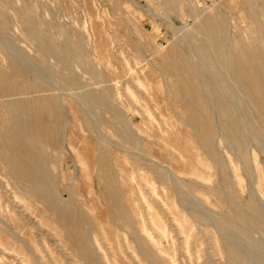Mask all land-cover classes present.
Segmentation results:
<instances>
[{
    "label": "rangeland",
    "instance_id": "rangeland-1",
    "mask_svg": "<svg viewBox=\"0 0 264 264\" xmlns=\"http://www.w3.org/2000/svg\"><path fill=\"white\" fill-rule=\"evenodd\" d=\"M231 1L232 0H0V81L6 85H8V83L11 84L16 81L23 82L25 83V85H30L32 81H36L42 89L44 88L43 92L45 94V91L47 90V95L49 94V96L51 97H57L58 95L62 97V101H60L61 105H63V108L65 109V116L63 120L61 119V122H65L63 125L65 126V130L67 129L66 132L71 129L73 124L75 133L79 136L77 138L79 146L84 152L92 150L94 146L95 148H99V143L95 141L90 142L86 137H84V140L83 136L79 135L80 130L77 126H75L76 120L74 118V114L70 113L68 110V106L64 104L63 97H67L68 99L71 98L70 100L74 101L73 103L75 107L80 112L79 113L77 111L80 115L78 113V115H75L79 118L78 123L83 129V132H85L92 138L94 137V140L99 139L97 141L102 143L103 147H109L110 143L112 148H115L114 150H116L117 146L118 150L123 152V156L127 157L124 163H126L128 160L130 162V168L136 173V177L134 179H131L127 173L122 171V167L117 165V167L121 169V173L123 174L122 177L125 181L123 191L125 193V199H127L128 202H126V204H128L127 206H130L132 210L134 209L135 217L138 218L139 221L141 219L140 223L145 225V229L147 231L146 235L148 238L151 237L148 239V241L151 245L150 247H152V253L155 255V257H163L164 259L162 258V260L164 261V264H229L230 259H228L229 256L227 254V248H231L233 249V251L235 249V251H237L234 252V254H237L236 256L241 260L242 264H264V222L259 223L260 226L257 225L258 227L255 223H250L249 221H247V224L245 222L240 223L241 225L238 222L222 223L221 218L226 217L229 209L228 205L225 202V199L214 198L215 201L213 200L214 202L212 203L204 202L205 200L202 197L198 196L196 193L195 195L193 193L192 196V192L185 194V197L180 191H178L179 193H175L176 202L171 201L170 206L166 205L165 208L162 202H159V200H157L158 198H155L148 193V190L151 188V186L146 182L143 175L139 173L141 171L139 170L138 165L134 162H131V159L128 158V156L133 155H141L140 158H142V154H144V151L142 149H138L137 146L133 147L125 143V140H128L131 136L134 137V139L137 138V140L138 138L141 140L144 138L146 139L147 136L151 134L150 132L152 130L154 131V128L156 131V128L159 127H162L161 129H163L167 135H172L175 131H181L182 134L186 136H189V134L192 135L191 127L185 120L187 116L186 110L174 97V92L168 88L167 83L173 84V79H171V77H167L166 73L164 72L165 68L167 67L168 60L164 59L165 56L166 58L170 56L174 57V53H176L179 55L183 54L181 55L182 60H188L189 64L191 66L194 65L193 67L197 68L200 73L203 74L206 71L204 73V76L202 74L200 75L204 77L203 79L206 80V83L209 81L206 86H212L211 88H204V95L206 97L208 96V99H210V107L212 108L214 105V107L210 109V111L213 114L211 117H213L215 120L214 122H216L215 126L217 129V149H222V151L219 150V152H222L225 162H228V158L230 157H237L236 155L238 152L235 146L232 148V146L234 145V141L228 136L226 132H223L224 129L223 127H221L222 122L220 121L222 120L219 115L220 113L217 112L219 105H217V102L219 100H222L224 96L225 100H222L224 103L228 100L233 102V91L231 90L229 92L227 88L226 90H224V79H219L220 74L218 73V69H216V66L212 63V58H214V56L210 55L216 54L214 59H217V52L215 51V49L218 44V39L211 38L208 33H205L207 32V30L201 27L204 25L206 26L207 23H212L215 24V26H218L219 24L217 25V23H220L219 20L224 18L226 23H228V27L226 26L225 28V34H223L222 36L225 37L226 42H229L232 39V41H236L241 37H244V39H248L249 33L247 30H245V27H248L247 24H249V21H244L242 18H239V16L241 17L244 14L242 8L243 6L239 7L240 5H242V2L240 1L239 3L241 4H239L237 2L239 0H234L235 2L231 4ZM239 8L242 10V12L239 10ZM121 17L123 19H121ZM235 20L238 21L237 25L235 24ZM245 22L247 23L245 24ZM238 23L241 24L239 27L242 28V31H247H244L245 34L242 33V31L240 33V31L238 30ZM119 24L120 26L117 27ZM242 24L246 26H243ZM129 25L131 26L129 27ZM124 29L127 31H125ZM237 30L240 34H238ZM97 31L99 33H96ZM120 31L121 33L123 31L127 33L124 32L121 34ZM97 34L100 35V38ZM97 39H101V43ZM202 42L210 47L212 46L210 52L206 51L203 48L204 44H202ZM97 44H99V47L96 46ZM199 44H202V46ZM97 48L99 49L97 50ZM101 48L108 49L106 52H109L110 50L109 53L112 54H107L108 59L111 56V58L109 59L110 67L108 68H106V64H104L106 66L102 65L103 63L100 61V59H98L99 50H101ZM226 49H228V47L225 48V51H227ZM133 51H135V53ZM167 51H169V53H167ZM179 52L182 53L180 54ZM205 54H207V56ZM98 61L101 62V64ZM123 61H126L125 63L127 66L124 63H121ZM144 67L145 69H143ZM109 72L111 75L108 74ZM145 72L149 74L147 75V77ZM143 80H147L148 82L146 83ZM136 81L138 82L136 83ZM216 82H218V84L220 83V85L217 87V90L222 88L219 91L222 92L221 90H224L225 92L223 91V94L226 95H222V93L220 94V92L217 93L218 91H215ZM159 83L162 87V89H160L161 87H159L160 90L157 87V84ZM221 83L223 84V86H221ZM139 85L146 88L142 87L143 90H141L140 88H138L141 87ZM126 86L128 92L123 91L126 89ZM128 87L132 90H128ZM156 88L158 91H156ZM207 89L209 91H206ZM109 90H111V92ZM36 92V88H30L28 96L37 97L39 92L35 94ZM101 92L104 93L106 97L104 96V98L102 99V103H100L99 105L97 102L98 97L102 95ZM107 93H110L109 95L111 96L107 95ZM114 93H118L120 100L123 98L121 103L125 101L124 103L128 104L129 102L127 106L132 110V117L134 118V120H131V122L127 116L126 118L124 117V114L122 115V106L124 107V105H120V102H117L118 100L115 102V100L112 99L113 97H115ZM211 93H213L214 95H212ZM210 94L211 98H209ZM219 94L222 97L221 99ZM128 95H130L131 97H128ZM227 95L232 98L229 99ZM84 96L86 100L84 99ZM107 97L112 99V101L109 98L107 99ZM94 98L96 99V102H94ZM6 99H8V97H6ZM158 99H160V101ZM90 100L93 101L91 102ZM201 101L202 98L200 102ZM214 101L216 103H214ZM239 102L240 103H238L237 100V104L240 107L235 106V108L237 107L239 109L238 112L240 116H243L244 118L245 113V117H247L248 114H246V110L244 108H241L244 107V103L240 100ZM3 104L5 105V100L3 98H0V110L3 109ZM113 105H115V107ZM215 105L217 106V108ZM118 106H120V108ZM146 107L154 111L156 115L155 117H153L154 120H156L155 124L148 125L145 123L147 120L142 112L145 111ZM115 109L119 113H117ZM242 109L245 111L242 112ZM3 113L6 115L5 111H3ZM142 116H144V118H142ZM143 120L145 121L142 125L143 133H139L137 131L138 129L136 122H141ZM127 121L130 122V125ZM123 126H125L124 129ZM247 126L249 127V124ZM247 126L246 128L244 127V132L247 137H249L251 135L250 133H253L250 132L249 129L252 125L249 128ZM220 127L222 130L219 129ZM131 128H133L134 131H132ZM252 128H254V126H252ZM246 129L249 130L247 131ZM153 131L152 133H155V131ZM218 131L219 133L220 131L223 132V135L225 134L224 136L229 137L230 140H228V138L226 139V137H224L225 140L221 138L223 137V135L222 133L218 134ZM248 133L250 135H248ZM253 136L254 133L250 137ZM110 137H112L116 142L113 140L111 141L112 138L110 139ZM106 141L107 143H109L107 144ZM147 141H149V139ZM219 141H221V147L218 146ZM228 141L229 143L231 141L232 146L230 145L231 143H228ZM254 144L253 142H250L249 150L251 154H253V170L257 172V176L260 180L258 187L264 194V150L259 149L257 145ZM81 145H83L85 148H82ZM254 148L256 152H253ZM44 151L43 154L41 153V156L43 155L42 158L46 163V168L49 167L47 170H51L49 172L52 174H59V177L56 174H53L56 180L54 185L56 194L62 200L71 201L76 206L78 205L77 207L75 205L74 206L76 208L79 207V214H81L80 216L82 217H84V214L86 217H88L87 215L89 213L94 212L93 214H95V222L94 220L86 218V221L83 225L84 228L82 227V231L83 229H87L89 230V233L92 235V237L94 233L96 239L98 238L97 243H99L97 245L98 247H96V250L101 249L100 252L98 250L99 254L102 250L104 251H102V259L104 258L105 261L108 260L107 264H153L152 258L147 255L148 252H145L141 249L139 241L136 238V234L134 235L133 231L130 229L131 227L128 228L129 226H126L127 223L125 222V220L122 219V222L120 217L117 216L116 207H114L116 206L115 199L104 190L106 188L104 182L105 177L101 175L98 177L97 175L95 176L93 174V179H89L86 176L82 178V176H80L81 171L79 170V164H81V162L76 160V156L66 145V143H64L63 148L58 149L55 148V146H53L52 144H48L45 146ZM197 151L201 152L199 148L197 149ZM145 157L147 158L146 154L143 158L146 159ZM188 159L190 160H188L187 169L184 170L182 168L183 164H179V167H181V171H183V173L181 174V180H186L188 176L187 173L189 171H192V168H194V166L197 168L196 171H198L197 176L200 177L201 174H203V165L192 157ZM96 160L97 157L95 158L94 165L90 162L93 161L92 158L90 159V161H86L85 163L88 169H91V166H95L93 168L95 174L98 173V166H100V163ZM208 164L210 165V167H212V172L215 173V170L217 169L212 166L213 163L209 161ZM192 165L194 166L192 167ZM117 167L115 168L119 170ZM7 168L9 167L2 162L0 157V211L5 215L4 217L6 219H8L10 216H12V218L14 217L16 223L21 226V232H12L15 233L12 234L8 232L7 229H4L5 227H0V264H44L45 261V264H85L81 259V252H77V250H71L67 244L70 238L69 233L76 230L75 226H72L71 224V227L69 228L64 227L61 222L57 221L54 218V215L51 212H43L44 205L36 201H34L35 205H33L34 209H32L33 214H19L18 209L16 208V203H12V191L7 189V182H12V170L10 168ZM148 174L152 175L149 171ZM218 174L220 173L217 171L216 175ZM216 175H213L211 177V180L208 179V177H206V179L211 184L213 182L217 183L219 181H222V174H220V177L219 175ZM252 181V176H250V174H246L243 179L244 190L242 191V193L239 191L237 194L238 202L244 206L247 205L249 197L252 194L253 189L255 188V184L253 185ZM75 183H79V196H76L75 194ZM159 187L162 195L161 197H167L162 187ZM92 188H95L94 196L91 194ZM167 189L171 191V188ZM138 193H140L142 195L141 197L144 198H141ZM182 196L185 199L187 198L185 201H187L188 203L182 200ZM199 197L202 200L199 199ZM197 198L198 200L202 201H200L201 204L199 203ZM142 199H144V205L141 202L143 201ZM148 202H152L151 204L154 205L153 208L148 209ZM185 203L187 204V206ZM202 203H207L206 205L208 206H206L205 204L202 205ZM95 204L97 205L96 210L94 208L96 206ZM145 204L147 206V209L145 207ZM171 205L175 206L174 208H177L180 213H184V217L181 222L176 218V213H171L175 210ZM134 207H136V211ZM184 208H187L188 211ZM163 209L165 210V212L163 211ZM110 210H113L115 213H112L113 211ZM166 211L168 212L166 213ZM153 212H155L156 216L153 215ZM111 214H116L118 218L114 217L113 215V217H110ZM195 214L198 216V218ZM138 216L140 217V219ZM97 217L100 220L98 222H96L98 220ZM152 217H154V219ZM155 217L159 218L156 219ZM150 220L154 223H152ZM188 221H190V224H188ZM103 222L105 223L104 226ZM156 223L159 224L157 225ZM183 223L185 225L188 224V226H186L185 228L181 227L183 226L181 225ZM160 225L162 226V228L164 227L163 231ZM96 226L98 228L97 230L95 229ZM11 227L13 228L11 230L16 231L15 226L11 225ZM160 228L162 232L160 231ZM177 228L179 230L183 228V232H185V234L181 233L182 229L178 231ZM94 230L95 232H93ZM158 230L161 233L158 232ZM190 231L194 233L190 235ZM4 232L6 234H4ZM152 237L154 238V243L152 242ZM121 238H123L124 242ZM186 239L188 240L187 242H185ZM126 240L129 243L126 242ZM7 241L8 243H6ZM220 245L223 248H221ZM109 247L111 248V251L109 250ZM139 249L141 250V252ZM218 249H221L222 252ZM10 250L12 251V253ZM144 252L146 254H144ZM101 255L99 256L101 257ZM146 256L148 257L146 258ZM171 256L174 257L171 258ZM49 259L51 262L49 261ZM110 259L114 262H112ZM127 261L129 262L127 263Z\"/></svg>",
    "mask_w": 264,
    "mask_h": 264
},
{
    "label": "bare ground",
    "instance_id": "bare-ground-1",
    "mask_svg": "<svg viewBox=\"0 0 264 264\" xmlns=\"http://www.w3.org/2000/svg\"><path fill=\"white\" fill-rule=\"evenodd\" d=\"M240 1L242 2V5H240L239 7L243 6L242 8H243L244 14L242 15L243 17L242 16L240 17L239 15L238 16L240 19L242 18L244 21H249V24H247L248 27H245V30H247L249 33L248 39H244V37L243 38L241 37V38H238L237 40L235 39L236 41H232L233 39L230 40V38H229L230 41L226 42L225 37H222V36H223V34H225L224 33L225 28H226L228 23H226L224 18L223 19L218 18V19H220L219 20L220 23H217V25L219 24L218 26H215V24H212V23H207L206 26L203 24L205 27L201 26V27H203V29L205 28L207 30V32H205V33L206 34L208 33V35H210L211 38L218 39V44L216 46V49L214 48L215 51L217 52V59H214L216 54L215 55L209 54V55L214 56V58H212V60H213L212 63H213V65L216 66V69H218V73L220 74V77L218 76L219 79H221V78L224 79V80L223 79L222 80L224 81L223 83H225V86H223L222 83H221V86H223V88L225 87L224 90H226V88H227V90H229V92L231 90L233 91V95H234L233 96L234 97L233 102L228 100V101H225V103H224L222 100L223 99L225 100V96L222 100H219L218 102L216 100L215 101L217 102V105L219 104L217 112L220 113L219 115H220V118L222 120V121H220V122H222L221 127H223V129H224L223 132H226L228 134V136L230 138H232V140L234 141L233 146H232L231 141H230L231 144L229 143V141H228V143L232 146V148L235 146V148L238 152L236 155L237 157L236 158L230 157V158H228V162H225V159H224L223 154L221 152L222 149H219V150H221L220 151L221 153L217 149V145H216L217 129L215 126L216 122H214L215 121L214 118L211 117L213 114L210 111V109H212L214 107V105L211 108L210 107V99H208V96L206 97L204 95V92H205L204 88L210 87V85L206 86V84L209 81L206 83V80L203 79L204 77H202V75L204 76V73L206 71L202 74L198 71L197 68L193 67L194 66L193 64H192L193 66H191L189 64L188 60H182V57H181V55H183V54H181L182 52L181 53L179 52L181 55L174 53L175 54L174 57L170 56V57L166 58V56H165L164 59H168V60H167V67L165 68L164 72L166 73L167 77H171V79H173V84H171L170 82H169L170 84L167 83L168 88L174 92V97L179 101L180 105L182 107H184V109L186 110L187 116H186L185 120L188 123V125L191 127L192 135L189 134V136H186V135L182 134L181 131H175L174 134L167 135L166 132L163 129H161L162 127L161 128L159 127V128H156V131L154 128L155 133H152V131H153L152 130L150 132L151 134H149L147 136L149 141H147L148 140L147 138L146 139L144 138L142 140L138 138V140H137V138L134 139V137L129 136L130 138L128 140L126 139L125 143L129 144L133 147L137 146L138 149H140V150L142 149L144 151V154H142V158H140L141 155H133V154H131L133 156H128V158L131 159V162H134L138 165V168L141 171L139 173L143 175L146 182L151 186V188L148 190V193L151 196L158 198L157 200H159V202H162L164 207L166 205L170 206L171 201L176 202L175 201V193H179L178 191H180L184 196H185V194H187L189 192H192V196H193V193H194V195L196 193L198 196L202 197L205 200L204 202H210V203L215 201L214 198L215 199L216 198H223V199H225V202L228 205L229 209H228V212L226 214V217L221 218L222 223H230V222H236L237 223L238 222L240 224V223L245 222L247 224V221H249L250 223H255L256 226L257 225L260 226L259 223L264 222V194L260 191V189L258 187L260 180L257 176V172H255L253 170V154H251L249 147H250V142H253V144L256 143L254 145H257V147L259 149L264 150V0H239L237 2L239 3ZM234 2L235 1L232 0L231 4ZM239 4H241V3H239ZM239 10L242 12V10L240 8H239ZM113 18H115V17H113ZM216 18H217V16H216ZM121 19H123V18L121 17ZM235 21H236L235 24L237 25L238 21L237 20H235ZM113 22H114V20H113ZM131 23H133V22H131ZM246 23L247 22H245V24ZM120 24H122V23H120ZM120 24L117 27H119ZM122 25H124V24H122ZM131 25H129V27ZM240 25L241 24L238 25V30L241 33L242 28L239 27ZM242 25L246 26L244 24H242ZM239 28H241V29H239ZM97 30H99V29H97ZM238 30H237V32H238ZM125 31H127V30H125ZM125 31H123L122 33H124ZM244 31H242V33H244ZM247 31H245V32H247ZM101 32H100V34H101ZM96 33H99V32L97 31ZM120 33H121V31H120ZM125 33H127V32H125ZM130 33H132V32H130ZM240 33L238 32V34H240ZM97 35H99V34H97ZM247 35H246V37H247ZM101 36H102V34H101ZM99 38H100V35H99ZM208 39H210V38H208ZM98 41L100 42L101 39ZM105 41H107V40H105ZM202 44H204V43L202 42ZM202 44H199V45L202 46ZM102 45H103V43H102ZM108 45H110V44H108ZM209 45H211V44H209ZM96 46L99 47V44H97ZM100 46H101V44H100ZM211 47L204 44L203 48L206 51L210 52L211 51L210 49H212ZM226 47H228V49H226L227 51H225ZM106 48L105 49L101 48V50H99L98 59H100V61L103 63L102 65L106 64L107 66L106 65H104V66H106V68H108V67H110L109 59L111 58V56L108 59V55L110 54L109 53L110 50H109V52H106L108 50ZM98 49L99 48H97V50ZM109 49H110V47H109ZM205 50H203V51H205ZM63 51H65V50H63ZM169 51H167V53H169ZM174 51H175V49H174ZM215 51H214V53H215ZM133 52L135 53V51H133ZM110 55H112V54H110ZM165 55H167V54H165ZM171 55H172V52H171ZM205 55L207 56V54H205ZM122 58H120V59H122ZM125 59H123V60H125ZM163 61H166V60H163ZM101 62H99V63L101 64ZM125 62L123 61L121 63H124L126 65ZM165 65H166V63H165ZM210 65H211V63H210ZM146 67H147V65H146ZM143 69H145V67ZM112 70H113V68H112ZM112 70H111V72H112ZM149 72H150V68H149ZM218 73H217V75H218ZM108 74H110V72ZM145 74H146V77H147V75H149L146 72H145ZM200 74H202V75H200ZM65 76H67V75H65ZM209 77H210V75H209ZM137 82L138 81H136V83ZM144 82L147 83L148 81L146 80ZM215 84H214L216 87L215 91L216 92L218 91L217 93H219L220 92L219 90L222 89V88H220L219 90H217V87L220 85V83L218 84V82H216ZM157 85H158L157 87L159 89V87H161L160 83ZM139 86H141V85H139ZM142 87L143 86L138 87V88H140L141 90H143V88H146V87H143V88ZM30 88H36L37 89V92H39L37 97H29L28 96V92H29ZM125 88H124L125 90H123L124 92L127 91V86ZM135 88H136V86H135ZM43 89L41 88V86H39V84L36 81H32L30 85H25V83L19 82V81H16V82L11 83V84L8 83V85H6L0 81V98H3L5 100V105L3 104V109L0 110V115L2 116V117L0 116V157H1L2 162L12 170L11 171L12 182L11 183L9 182L10 184L7 182V189L12 191V195H13V199L11 198L13 200L12 203H16V208L18 209L19 214L20 213H26V214L31 215V214H33L32 209H34L33 205H35L34 201L42 203L44 205L43 206V208H44L43 212H51L54 215V218L57 221L61 222V224L64 227L69 228V227H71L70 226L71 224H72V226L76 227V230L74 232L71 231V233H69L70 238H69L67 244L71 250H77V252H79V251L81 252V259L85 264H107L108 260L105 261L104 258L102 259V256H103L102 251L103 250L101 251L102 255H101V253L100 254L98 253L99 249L96 250V247H98L97 245L99 243V242L97 243L98 238L96 239L94 233H93V237H92V235L89 233V230H87V229H85V230L83 229V231H82V227L86 221V218L87 219L89 218L90 220H94V222H95V214H93L94 212L89 213V214L86 213V214H88L87 215L88 217H86L85 214H84V217H82V216H80L81 214H79V210H78L79 207L76 208L78 205L76 206L71 201L62 200L56 194V192L54 190V185H55L56 180H55V177L53 174L57 175V173L52 174L49 172L51 170H47L49 167L46 168L47 167L46 163L42 158L43 155L41 156V153L43 154V151H44V148L46 145L52 144L53 146H55V148L58 149V148H63L64 143H66V145L71 149V151L76 156V160L81 162V164H79L80 165L79 170L81 171L80 176H82V178H84L86 176L89 179H93V177H92L93 174L95 176L97 175L98 177L100 175L105 177L104 182H105L106 188L105 189L102 188V189H104L106 192H108V194H110L112 197H114L115 204H116V206H114V207H116L117 216L120 217L121 221L123 219V220H125V222L127 224H129V225L126 224V226L127 227L129 226L128 228L131 227L130 229L133 231L134 235L136 234V238L139 241V245H140L141 249L144 250L145 252H148L147 255H149L150 258H152V260H153L152 263L153 264H164V261L162 260L163 257L162 258H158V256L155 257V255L152 253L153 250H152V247H150L151 245L148 241V239L151 237H149V238L147 237V235H146L147 231L145 229V225L140 223V221H141L140 217L138 216L140 219V221H139L138 218L135 217L134 209L132 210L130 208V206L128 207L127 206L128 204H126L127 199H125L126 197H125V193L123 191V188L125 186V181L122 177L123 174L121 172L124 171L125 173H127L131 179H134L136 177L135 176L136 173L130 168V162L127 160V162L124 163L127 157L123 156V152L118 150L117 146H116V150H114L115 148L113 149L111 144L108 142L110 146L108 145L109 147H103L102 143L97 141L99 139L94 140V137L92 138L91 136H89L88 134L83 132V129L80 127V124L78 123L79 118L75 115L79 111L75 107V105L73 103L74 101L70 100L71 98L68 99L67 97H63L64 98V104H66L68 106L69 112L74 114V118L76 120L75 126H77L80 130L79 135H82L83 138L86 137L87 140L90 142L95 141V142L99 143V146H100L99 148H95V146H94L92 148V150H90L88 152H84L79 146V142L77 140V138L79 136L75 133V130L73 128L74 125L72 124L71 129L68 132H66L67 129L65 130V126L63 125L65 122L64 121H63L64 123L61 122V119L63 120L64 116H65L64 115L65 109L63 108V105H61V101H62L61 98L62 97H60L58 94H57L58 95L57 97H51V96H49V94L47 95V90L45 91L46 92V94H45L43 92ZM160 89H162V87ZM111 90H109V91L111 92ZM128 90H132V89H129V87H128ZM224 90H221L222 92H220V94L222 93V95H226V94H223ZM105 91H102V92H105ZM156 91H158L157 88H156ZM206 91H209V90L207 89ZM37 92L35 94H37ZM42 92H43V94H42ZM146 92H147V89H146ZM216 92H215V95H216ZM48 93H49V91H48ZM168 93H170V92H168ZM90 94H92V93H90ZM109 94L107 93V95H109ZM144 94H146V93H144ZM211 94L214 95L213 93H211ZM211 94H210L209 98H211ZM220 94H219V96H220ZM130 95H128V97H131ZM132 95H133V93H132ZM104 96H105L104 93H102V95L98 97L97 103L99 105H100V103H102V101H103L102 99L104 98ZM109 96H111V95H109ZM114 96L115 97L112 96L113 97L112 99H114L115 102L118 100L117 102L118 103L120 102L119 103L120 105H124V107L122 106V110H123L122 115L124 114V117L127 116L128 119L130 120V122H131V120H134V118L132 117L133 116L132 110L127 106L129 104V102L127 101L128 104L124 103L125 101L123 103H121L123 98L120 100L118 93H116ZM142 96H144V95H142ZM152 96H153V94H152ZM6 97H8V99H6ZM93 97H94V95H93ZM200 97L202 98L201 102H200V100H201ZM95 98H94V100H95L94 102H96V99H97V98L96 99ZM108 98L109 97H107V99ZM221 98L222 97L220 96V99ZM228 98L230 99L232 97L228 96ZM228 98H226V99H228ZM84 99L86 100L85 96H84ZM112 99H110V100L112 101ZM158 100L160 101V99H158ZM237 100H238V103H240L239 100L244 103V107H241V108H244L246 111L243 109L241 111L247 112L246 113V114H248L247 117H245V113H244V118H243V116H240V114L238 112L239 109L237 108L239 106L237 104ZM215 101H214V103H216ZM103 104H105V103H103ZM112 104H113V102H112ZM113 106L115 107V105H113ZM235 106H237L236 107L237 110H236ZM118 107L120 108V106H118ZM216 108H217V106H216ZM3 111L6 112V115L3 113ZM116 112H117V110H116ZM117 113H119V112H117ZM137 113H138V111H137ZM114 114H115V112H114ZM142 114H144L147 121L145 122L143 120L141 122H139V121L136 122L137 123V129H138L137 131L139 133H143L142 125L144 124V122L148 125H152V124H155V121H156L153 118L156 116L154 111L148 109L147 107H146L145 111L142 112ZM214 114H215V112H214ZM116 115H119V114H116ZM136 115H138V114H136ZM144 116H142V118H144ZM157 116H158V114H157ZM164 120H166V119H164ZM127 122H128V124L130 123L129 121H127ZM126 124H125V126H126ZM157 124H158V122H157ZM248 124H249V127L252 125V126H254V128H252V126H251V128H252V130H251V128H249L247 126ZM66 125H67V123H66ZM125 126H123V129ZM246 126L250 129V132L254 133L253 137H250L253 135V133H250L251 135L248 133V135H250L249 137H247V135L245 134L244 127L246 128ZM221 127L219 128L220 130H222ZM183 128H186V127H183ZM131 129H132V131H134L133 128H131ZM249 129H246V130L248 131ZM121 131H122V128H121ZM223 132L220 131V133H222V135H223ZM120 133H122V132H120ZM220 133L218 131V134H220ZM222 135H220V136H222ZM224 135L221 138L224 139V137H226ZM98 137H100V136H98ZM229 137H226V139L228 138V140H230ZM111 138L112 137H110V139ZM219 139H220V137H219ZM84 140H85V138H84ZM112 140H113V138L111 139V141ZM113 141H115V140H113ZM106 143H107V141H106ZM218 143H219L218 146H220L221 141H219ZM81 146H82V148H85L83 145H81ZM231 146H229V147H231ZM51 148H52V146H51ZM198 148L201 150V152L197 151ZM255 148H254L253 152H256ZM96 151H97V156H96ZM134 153H135V151H134ZM136 154H138V153H136ZM145 154L147 156V158L145 157L146 159L143 158ZM96 157H97L96 161H98L100 163L99 164L100 166H98L99 167L98 173L95 174V172L93 170V168L95 166L94 167L91 166V169H88L86 167L85 163H86V161L87 162L90 161V159L92 158L93 161H90V162L94 165ZM190 157L197 160L200 164L203 165L202 166V167H204V171L202 172L203 174H201L200 177L197 176V172H198V171H196L197 168L194 165H192V167L194 166V168L191 167L192 171H189L187 173L188 176H187L186 180H181V176H182L181 174L183 173V171H181V167H179L180 166L179 164H183L182 168L184 170L187 169L188 160H190L188 158H190ZM208 160L211 161L213 163L212 166H214L215 169H217V170H215V173L212 172V167H210V165L208 164L209 163ZM117 165L122 167V171H121V169H119L117 167ZM115 167H117L119 170H117ZM9 168H7V169H9ZM148 171L151 172L152 175L148 174ZM217 171L220 174H222V177H221L222 181H219L217 183L213 182L211 184L210 182H208L206 177H208V179L211 180L212 179L211 177L213 175H216ZM220 174H218L219 177L221 176ZM246 174H250V176H252V179H253L252 183H253V185L255 184L254 185L255 188L253 189V192L249 197V201H248L247 205L244 206L238 202L237 194L239 191L242 193V191L244 190L243 179H244V176ZM218 175H216V176H218ZM57 176L59 177V174ZM57 176H56V178H57ZM159 186L162 187V189L166 193L167 197H165V198L161 197L162 195H161V191L159 190V188H160ZM74 187L76 189L75 190L76 196H79V183H75ZM167 188H171V191H169ZM72 192H73V190H72ZM94 193H95V188H92L91 194L93 196H94ZM138 194L140 197L142 196L140 193H138ZM182 194H179V195H182ZM146 195H147V193H146ZM200 197H199V199H201ZM141 198H144V197H141ZM180 198H181V196H180ZM186 199L183 197L182 200H184V202H187V201H185ZM142 200L143 201H141V202L143 204L144 199H142ZM195 200H196V198H195ZM197 200H198V198H197ZM201 200H198L200 204L202 202ZM131 201H132V199H131ZM151 203L148 202V206H149L148 209L153 208L154 205ZM180 204H181V202H180ZM204 204L206 205L207 203H204ZM204 204L202 203V205H204ZM134 206H136V205H134ZM186 206H187V204H186ZM206 206H208V205H206ZM145 207L147 209L146 204H145ZM172 207L174 208L175 206H172ZM94 208L96 210L97 205ZM134 208L136 211L137 210L136 207H134ZM174 209L175 210L172 211L171 213L172 214L176 213V218L178 219V221L181 222V220L184 217V213L183 212L180 213V211L177 208H174ZM184 209H187V208H184ZM180 210H181V208H180ZM2 211H3V209H2ZM110 211H113V210H110ZM163 211L165 212L164 209H163ZM187 211H188V209H187ZM167 212L168 211H166V213ZM80 213H81V211H80ZM112 213H115V212L113 211ZM136 213H138V212H136ZM0 214H3V213H1V211H0ZM116 214H114V215L111 214L110 217L112 215L114 217H117ZM89 215H90V217H89ZM136 215H138V214H136ZM153 215L156 216L155 212H153ZM4 216H5L4 214L0 215V227L1 226L5 227L4 229H7V231L10 233L17 232V231L21 232V226L16 223V221L14 220V217L12 218V216H10L8 219H6ZM196 217L198 218L197 215H196ZM152 218L154 219V217H152ZM158 218H156V219H158ZM97 219H98V217H97ZM120 219H119V221H120ZM98 221H100V220L98 219L96 222H98ZM156 221H158V220H156ZM151 222L154 223L153 221H151ZM184 223H185V221H184ZM184 223L181 224V225H183V226H181L183 228L188 226V224H190V221H188V224L186 223L187 225H185ZM255 224H252V225H255ZM11 225L15 226L16 231L11 230V229H13L11 227ZM104 225H105V223L103 222V226ZM121 225H122V223H121ZM155 227H156V225H155ZM161 228H162V226H161ZM161 228H160V231H161ZM178 228H179V226H178ZM183 228H181L182 229L181 233L185 234V232H183V230H184ZM95 229L96 230L98 229L97 226ZM163 230H164V227L162 228V231ZM180 230L178 229V231H180ZM160 231L158 230V232H160ZM93 232H95V230ZM190 232H189V234H190ZM192 233H194V232H191L190 235H192ZM4 234H6V233L4 232ZM12 234H15V233H12ZM149 234H148V236H149ZM7 236H9V235H7ZM17 236H19V235H17ZM105 237H106V235H105ZM187 237H189V236H187ZM121 239L123 240V238H121ZM215 239H217V238H215ZM187 241L188 240L186 239L185 242H187ZM123 242H124V240H123ZM126 242H128V241L126 240ZM152 242L154 243V238H153ZM6 243H8V241ZM105 246H106V244H105ZM136 247H138V246H136ZM220 247H221V245H220ZM220 247H218V248H220ZM221 248H223V247H221ZM232 248H234V247H232ZM110 249L111 248L109 247V250ZM100 250H99V252H100ZM169 250H171V249H169ZM216 250H217V248H216ZM218 250H221V249H218ZM185 251H187V250H185ZM140 252H141V250H140ZM145 252H144V254H146ZM221 252H222V250H221ZM234 252H237V251H235V249L233 251V249L227 248V254L229 256L228 259H230L229 264H242L241 260L236 256L237 254L236 255L234 254ZM6 253H7V251H6ZM11 253H12V251H11ZM186 254H188V253H186ZM220 254H222V253H220ZM99 255H101V257ZM121 255H122V253H121ZM119 257H120V255H119ZM147 257L148 256H146V258ZM172 257H174V256H171V258ZM49 261H50V259H49ZM111 261L114 262L113 260H111ZM54 262H55V260H54ZM128 262L129 261H127V263ZM45 263H46V261H45Z\"/></svg>",
    "mask_w": 264,
    "mask_h": 264
}]
</instances>
